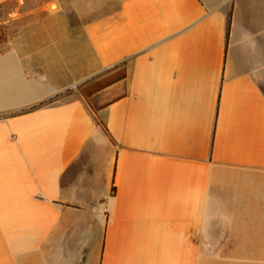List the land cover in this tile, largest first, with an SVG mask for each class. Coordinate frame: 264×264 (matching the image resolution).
Wrapping results in <instances>:
<instances>
[{
  "label": "crops",
  "instance_id": "obj_1",
  "mask_svg": "<svg viewBox=\"0 0 264 264\" xmlns=\"http://www.w3.org/2000/svg\"><path fill=\"white\" fill-rule=\"evenodd\" d=\"M10 3L0 264H264V0Z\"/></svg>",
  "mask_w": 264,
  "mask_h": 264
},
{
  "label": "trees",
  "instance_id": "obj_2",
  "mask_svg": "<svg viewBox=\"0 0 264 264\" xmlns=\"http://www.w3.org/2000/svg\"><path fill=\"white\" fill-rule=\"evenodd\" d=\"M231 27V12L228 13L227 16V26H226V38L229 36V31ZM108 74L104 77H101L100 79L94 80V81H88L86 82V86L82 89L81 93L83 96L86 98L92 109L95 111L99 110L100 108L105 107L108 102H102V103H97L95 100L100 97V92L104 90L105 88L115 84L122 82L124 84V88L122 90L121 95H124L127 91V84L126 80L128 78V72H127V67L125 66L124 63L117 65L113 68H110L106 70ZM73 89H67L64 93L58 94L46 101H43L40 103L38 106H35L34 108L47 105L50 103H53L57 101L58 99L71 94ZM119 98V97H118ZM33 109V108H32ZM114 191V188H113Z\"/></svg>",
  "mask_w": 264,
  "mask_h": 264
},
{
  "label": "rangeland",
  "instance_id": "obj_3",
  "mask_svg": "<svg viewBox=\"0 0 264 264\" xmlns=\"http://www.w3.org/2000/svg\"><path fill=\"white\" fill-rule=\"evenodd\" d=\"M12 10H13V3L7 4L4 6H0V42H2L6 36L5 35L6 24H4L3 21L8 16V12H11ZM107 74H108V72H106V71L101 72L100 74L96 75L92 79H89V80L85 81L84 83L80 84V86H78V89L80 91H82V89L86 86V82L100 79L101 77H104ZM123 88H124V84H122V82L115 83V84L105 88L104 90H102L99 94L100 97L97 98L95 101L97 103H102L103 101L108 99L113 94L118 93V92H122ZM73 91H74V89H73Z\"/></svg>",
  "mask_w": 264,
  "mask_h": 264
}]
</instances>
